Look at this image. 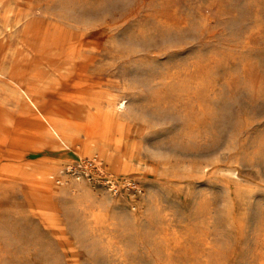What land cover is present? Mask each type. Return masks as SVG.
I'll return each instance as SVG.
<instances>
[{"label": "rangeland", "instance_id": "obj_1", "mask_svg": "<svg viewBox=\"0 0 264 264\" xmlns=\"http://www.w3.org/2000/svg\"><path fill=\"white\" fill-rule=\"evenodd\" d=\"M0 264H264V0H0Z\"/></svg>", "mask_w": 264, "mask_h": 264}, {"label": "bare ground", "instance_id": "obj_2", "mask_svg": "<svg viewBox=\"0 0 264 264\" xmlns=\"http://www.w3.org/2000/svg\"><path fill=\"white\" fill-rule=\"evenodd\" d=\"M47 120H48V126L46 127V129L49 131H55V123L57 120H53L48 115H47Z\"/></svg>", "mask_w": 264, "mask_h": 264}]
</instances>
